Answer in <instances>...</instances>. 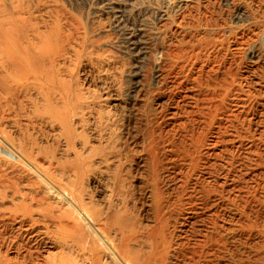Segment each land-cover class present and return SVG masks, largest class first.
<instances>
[{
  "label": "bare ground",
  "instance_id": "1",
  "mask_svg": "<svg viewBox=\"0 0 264 264\" xmlns=\"http://www.w3.org/2000/svg\"><path fill=\"white\" fill-rule=\"evenodd\" d=\"M188 3L167 24L161 33L163 40L149 50L154 72L148 81L159 86L156 90L165 91L164 103L148 106L154 88L143 82L130 114L124 122L122 119V129L105 143L104 131L98 132L97 143L103 150L100 161L113 198L100 203L95 195H89V207L85 208L76 202L72 183L65 181L69 186L59 188L42 173L38 175L47 183L41 179L38 185H44L39 190H30V196L23 194L18 185L24 170L18 171L20 184L15 183L12 165L19 161L14 153L22 160L21 169L28 166L31 173H40L42 162L56 160L55 147L50 150L51 145L36 131L45 120L58 122L69 138L65 125L68 110L62 95L38 88L42 101L32 106L27 97L30 88L37 89L41 77L52 81L51 54L65 53L74 45L75 35L65 25H56L45 37L40 33L41 39L30 41L24 36L26 26L20 11L10 16L0 7V264H211L228 237L238 232L254 240L256 257L230 264H264V199L257 194L260 184L247 178L250 164L261 154L257 139H264V131L259 130L254 139L248 118L254 92L245 84L238 59L254 31L248 27L234 32L208 5ZM95 48L89 45L90 53L96 54ZM61 71L57 75L64 82L66 70ZM63 90L71 92L66 86ZM42 112L54 113V117L44 118ZM25 116L29 119L22 124L20 119ZM90 138L85 166L89 183L97 171L92 162L97 145L93 146ZM55 141L54 145H59ZM72 167V176L83 174ZM62 170L60 166L54 173ZM55 178L60 182L57 174ZM50 201L71 210L50 212ZM47 219L56 222L62 238L58 237L56 258L39 262L32 252H21L26 245L21 231ZM85 219L89 221V248L76 252L77 244H71L69 237L77 236L75 229ZM17 220L21 229L13 235L15 229L9 221ZM13 249L19 253L16 258L9 255Z\"/></svg>",
  "mask_w": 264,
  "mask_h": 264
},
{
  "label": "rangeland",
  "instance_id": "2",
  "mask_svg": "<svg viewBox=\"0 0 264 264\" xmlns=\"http://www.w3.org/2000/svg\"><path fill=\"white\" fill-rule=\"evenodd\" d=\"M188 1L193 5H196V3L208 5V7L215 11L219 20H221L223 24L225 23V25L234 32L247 29L248 27H250L251 30L253 29L254 33L252 34V39L242 45L238 59L240 68L245 74V84L254 92H251L252 106L248 109L250 113H248V118H250L249 123L250 129L252 128L251 132H255L254 134L257 136L255 135L256 137L254 136V139H257L259 132L261 130L264 131L263 0ZM188 1L159 0L158 3H154L153 0H0L1 10L10 14V16L20 11L19 14L26 26L24 36L26 39L29 37L30 41L36 38L41 39V34L45 37V34L48 35L51 28L54 26L56 27V25H65L67 29L75 35V43L71 48H68V52L58 53V51H55L54 54H51V67L48 66V68L50 67L49 71L52 75V81H47L44 77H41L37 85V89L44 87L43 89L46 88L52 91L57 97L59 95L63 96L68 110V115L65 118V125L68 126L66 130L70 133L69 138L67 137L68 139H66L63 130H61V125L56 121L50 123L44 119L45 121L41 123V125L38 124L39 128L36 129L37 134L46 141L45 143L51 145L52 148H50V150H53L55 147L56 157V160H54L52 164H44L42 162L44 166L40 169V173L32 169L31 171L33 172L31 173L28 166L25 167L26 169H21L24 168L21 158L17 154H13L14 157L19 160L12 161L15 183H21H19L20 185H18V188H20L19 190L23 194H27L28 192L30 196V190L33 189L35 192L39 190L38 188L44 185H38L41 179L42 181L44 180L43 183H47L44 177L38 175L42 173L45 176H49L51 180L56 181L58 187L60 186L63 188L69 186L67 183H72L73 186H70L73 188L72 194L76 202L84 206V208L89 207L87 204H89V197L91 195H95V199L100 203L112 200V194L108 191V185H106L109 178L106 176L104 165L100 161L103 150L101 149L102 147L100 148V144L97 143L99 139L98 132L104 131L103 133L105 136L103 138V143H105L115 132L122 129L120 127L122 125L121 123L124 122L125 116L130 114L129 110L136 97L138 87L143 82L148 81L151 74L154 72L153 68H151L152 66L149 64L150 48L163 40L164 35H161V33L166 31L168 27L167 24L177 13H180L184 9ZM254 17H256V19ZM89 45L96 47L94 49L96 54L92 51V54L90 53ZM57 53L59 54L58 58H56L58 56ZM61 55L63 56L60 57ZM74 55L75 57L77 56L76 59L73 57ZM59 61L63 64L64 68ZM58 63L60 66L57 65ZM60 67L66 71L62 70ZM61 70L65 71L64 73L66 76L64 79L65 81L67 80L68 84L67 82L65 83V81L63 82L57 75ZM149 82L150 81H148V83ZM61 85L69 87L71 92L68 94L64 92V86L62 87ZM158 87L159 86L151 84V88H154L151 95L153 97H149L148 106L150 105L152 108L159 106L160 103H164L163 100L165 98L163 94L165 91L160 89L156 90L155 88ZM37 89H29V95L31 96L27 97V101L30 102L31 106L38 102L41 103L42 101V97L39 95L40 89ZM77 91H80L78 95H76ZM93 91L95 93H92ZM152 98L153 100H151ZM72 109L74 110L72 111ZM28 115H31V113H28ZM41 115L44 118L50 116L54 117V113L51 112H42ZM28 119L29 118L25 116L20 119V122L24 124ZM35 125L37 126V124ZM89 138L93 146L96 147L97 145V150L94 154L95 157L92 161L93 164L95 162L97 165L96 167L94 165L97 171L94 175L95 179L91 182L92 184L89 183V169L85 168L86 164L89 163ZM54 141L55 143L59 142V145H54ZM257 141L261 144H259L261 146V154L258 157L259 159H257L256 162L254 161V164L253 162L250 164L248 176L250 175L251 177L247 176V178L260 184L258 185L259 190L257 194L264 199V139H257ZM97 152L99 153L97 154ZM136 155L139 156L140 153ZM141 155H145V152H141ZM57 160H59L58 163ZM64 163H67L66 165H69V167L65 166ZM58 164L62 166L63 170L60 173H54V170L60 167ZM53 166H55V168ZM72 166H76L82 170L83 174L81 176L78 175L80 178L72 176L74 174L71 170L73 168ZM44 167L46 169H44ZM66 167H68V169ZM19 170H24V174L20 176L21 181L24 180L23 182H18L20 178L18 176ZM68 170L70 172H68ZM27 173L28 177L26 176ZM64 173H66V175ZM98 173L101 176H99ZM55 174L58 175V180L61 183L56 180ZM38 176H40L39 179ZM32 177L33 179H31ZM27 181L29 183L28 185H26ZM65 181H67V183H65ZM30 182L33 183L30 184ZM50 202L53 205V208H49L50 212L55 210L54 213L58 211V213L63 214L71 210L67 205L54 202L57 204L56 205L53 201ZM72 211L74 212L73 209ZM88 212L84 211V213ZM9 222L13 224L15 230H11L13 231L12 233L10 230L8 232L9 234L15 235L18 233L16 230L20 231L21 229L19 221ZM52 222L53 221L50 222L47 219L36 225L27 226L25 228L26 230L21 231L22 233L24 232L22 237L25 242L23 243L26 244V247L24 246L21 252H32L39 262H46L49 259L53 260L56 258L59 251V244L57 242L59 240L58 237H62L55 228L56 222H53V224ZM57 224L60 225L59 223ZM13 227L11 226V228ZM75 230H77L75 232H78L77 236L69 237V239L71 244H77L78 251L76 250V252L89 248V221L87 219L79 221V226H77ZM240 234L238 232L231 235L230 238L228 237L225 248L212 256L211 264H230L233 262H247L255 259L256 247L255 244H252L254 240L246 237L244 233ZM26 236L27 238H25ZM64 236L65 234L63 237ZM250 243L255 248L251 247ZM27 244L30 245L31 249ZM76 252L74 256H76ZM9 255L12 258H16L19 253L17 250L13 249L9 251ZM52 257L54 258L52 259Z\"/></svg>",
  "mask_w": 264,
  "mask_h": 264
}]
</instances>
